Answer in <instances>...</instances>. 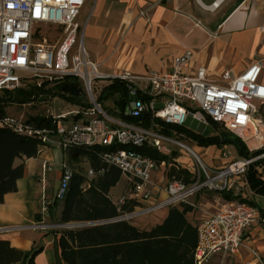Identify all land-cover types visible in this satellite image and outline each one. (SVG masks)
<instances>
[{
    "label": "built area",
    "instance_id": "obj_1",
    "mask_svg": "<svg viewBox=\"0 0 264 264\" xmlns=\"http://www.w3.org/2000/svg\"><path fill=\"white\" fill-rule=\"evenodd\" d=\"M87 0H0V92L25 87L29 83L39 85L65 77H73L83 95L88 96L89 107L81 111L84 120L70 124L62 123L66 118H50L54 129H38L28 122L0 118V127L39 140L42 148H54L63 152L70 149H89L94 146L109 148L98 154L100 167L86 172V182L103 176L110 168L117 169L126 177L127 193L116 203L117 212L129 201L141 209L118 216L115 222L127 221L152 212L189 204L197 194L212 191L228 195L233 200L216 214L196 226V245L193 251L195 264H202L215 254L235 255L243 248V235L252 226H264V214L246 200L245 174L248 167L259 159H230L226 148L218 152V159L227 160L221 168L202 165L198 154L179 139L161 134L156 128H144L123 122L107 115L96 104L92 86L94 81L120 80L127 86L130 100L124 108V115L139 117L148 113L152 119L164 124L183 127L188 116L205 124L216 125V131L229 133L244 143L261 140L258 118L259 107L264 106V85L259 77L264 69L260 59L238 75L230 70L220 73L217 80L211 78L204 67L190 73L184 69L195 57L187 49L173 58L169 72L158 73L148 70L143 75L127 71L115 76L98 72L84 46V29L77 19ZM36 25L63 26L62 39L55 46L36 43ZM83 29L82 34L79 31ZM77 112L75 115H79ZM157 126V125H156ZM215 130V129H214ZM144 146L154 149L169 159L156 161L143 155L137 149ZM177 150L195 160L201 167L190 169L170 158ZM173 167L190 174V182L171 178L165 185L153 181V173L159 168ZM52 166L44 162L43 173ZM62 172L59 185L50 202L62 201L73 171L66 161L61 162ZM50 202L45 201L42 211ZM44 228L43 225L32 226ZM15 228H0V235ZM251 255L259 260L257 253ZM260 261V260H259Z\"/></svg>",
    "mask_w": 264,
    "mask_h": 264
},
{
    "label": "crops",
    "instance_id": "obj_2",
    "mask_svg": "<svg viewBox=\"0 0 264 264\" xmlns=\"http://www.w3.org/2000/svg\"><path fill=\"white\" fill-rule=\"evenodd\" d=\"M89 16L91 21L84 31V46L97 65L98 72L104 75L115 76L124 71L133 75H143L148 70L169 72L173 58L187 49L193 50L195 57L184 72L190 73L198 67H204L214 80L223 71L230 70L238 75L256 61H264V0H92ZM259 82L264 85V69ZM9 109H6L7 115H10ZM81 111L67 112L73 116L71 122L75 121L77 112L80 114L76 120L86 119ZM17 116L23 117L22 114ZM258 118L261 120L259 134L262 139L250 141L253 142L252 147L247 143L250 151L264 150V106L259 107ZM199 148L215 151L216 154L221 149L215 146ZM67 158V152L59 149H39L35 158L24 160V173L17 181V191L5 195L0 203V228H15L10 233L0 235V239L9 241L11 247L27 254L41 250L35 256L34 264H56L60 257L58 240L61 231L51 228L60 223L63 203L50 201L61 179L60 164L67 162ZM230 159L240 158L230 155ZM218 160L220 165L215 168H221L227 162ZM258 160L262 163L257 170L264 181V153ZM44 162L52 166L51 171L43 173ZM178 172L185 174L184 180L190 182L187 171ZM79 174L85 178L86 173ZM152 177L160 186L168 181L158 171ZM92 181L88 183L85 178L81 186L83 192ZM215 194V201L208 200L205 192L191 199L202 197L198 212L192 209L184 215L195 233L201 221L216 214L233 200L230 196L226 200L224 194ZM245 195L247 202L253 203L264 214V198L252 193L248 187L245 188ZM45 201L50 204L42 211ZM170 208L183 210L182 205ZM170 208L140 216L138 223L142 228L130 223L138 230L150 231L162 224ZM37 225H43L44 228L32 227ZM250 250L257 253L260 261L251 255ZM202 264H264V226L255 225L245 231L243 248L238 254H215Z\"/></svg>",
    "mask_w": 264,
    "mask_h": 264
},
{
    "label": "trees",
    "instance_id": "obj_3",
    "mask_svg": "<svg viewBox=\"0 0 264 264\" xmlns=\"http://www.w3.org/2000/svg\"><path fill=\"white\" fill-rule=\"evenodd\" d=\"M76 88H79L78 81L73 77H65L62 80L43 81L39 85L29 83L23 88L2 91L0 92V117L5 116V108L10 105H29L55 97L84 107L85 105L80 101L81 97L71 95V91ZM129 100L130 95L126 84L114 79L109 80L101 89L96 98V104L100 105L107 115L123 122L144 128L153 127L165 136L177 133L202 148L211 146L221 148L230 145L235 148L240 159H253L264 153V150L250 151L240 138L229 133L215 132L211 136H202L187 131L183 127L154 120L148 113L139 117L125 116L123 111ZM107 102L111 104V108L105 106ZM89 106L88 104L87 107ZM76 119L78 115L75 116ZM27 122L39 128H52L50 117H31ZM211 126L216 131V125L211 124ZM39 146L40 142L36 138L0 127V203L3 202L5 195L17 191V181L23 177L24 173V160L35 158ZM117 148V146L75 148L68 150L67 155L69 161L77 162L84 159L89 162L91 168L98 169L100 167L98 154ZM137 151L156 161L169 159L147 146ZM176 156L177 154L173 153L170 158ZM17 161L18 163L15 164ZM261 163V160H257L248 167L245 180L252 193L264 198V181L257 170ZM119 177V171L110 169L102 177L92 181L89 188L83 192L81 186L85 181L84 176L73 173L63 199L60 224L93 223L117 218L119 214L106 196L109 189L116 185ZM224 199L229 200L230 197L224 195ZM248 203L255 206L251 202ZM182 208V211L170 208L162 224L150 231L138 230L129 221L106 223L77 230H61L58 240L60 257L56 264H194L196 233L184 216L191 208L186 205H182ZM123 212L131 213V207L125 205ZM40 251L27 254L11 247L9 241L0 239V264H34V258Z\"/></svg>",
    "mask_w": 264,
    "mask_h": 264
},
{
    "label": "rangeland",
    "instance_id": "obj_4",
    "mask_svg": "<svg viewBox=\"0 0 264 264\" xmlns=\"http://www.w3.org/2000/svg\"><path fill=\"white\" fill-rule=\"evenodd\" d=\"M91 4H92V0H87L86 4L82 8L81 13L77 19V23L80 26H83L87 19H88L87 24L89 23V21H91V16H89ZM63 29H64L63 26L36 25L35 26V31H36L35 41H36V43H39V42L44 43L47 46H55L62 39ZM85 29H86V27H85ZM85 29H84V31H85ZM82 32H83V29H81L79 31V34L81 35ZM107 83H108V81H94L93 86H92V91H93L94 97L97 98L101 89L105 85H107ZM78 84H79V87L82 88V84L81 83H78ZM9 91H12V90H9ZM88 99L89 98H88V96H86V94H84L80 98L81 103H83L85 105L84 107L78 106L72 102H68V101L61 99V98H58V97L47 99V100L41 101V102L36 101L32 104L26 105L25 107H22L24 105H10V106H8V107H10V109H9L10 115H7L6 109L8 107H6L5 108V113H6L5 116L0 117V118H9V119L17 120L20 122H27L28 118L36 117V116L50 117V115H51L53 118L59 119V118H62L63 115H65L66 118L64 120H62V123H66L68 125V124H70V122H71L70 119H72L71 117H73V116L67 112L72 111V110H86L87 105L89 104ZM105 106L111 108V104L109 102L105 103ZM18 114H22L23 117H18L17 116ZM67 121H68V123H67ZM33 126L38 128V129H44V128L37 127L35 124H33ZM183 128L187 131H190V132L202 135V136H211V135H214V133H215V130L211 125H205V124L193 119L191 116H188V118L186 119V121L183 125ZM47 129H54L53 122H52V128H47ZM172 137L175 139H179L186 146L191 148L196 154H198V157L200 158L201 163L203 166H205V168L206 167L215 168V167L220 165L219 164L220 162L218 160V154H216L215 151L209 152L208 150H202L194 142L190 141L188 138L184 137L183 135H180L177 133H173ZM245 144L247 146V143H245ZM248 145L250 147H252L253 142H248ZM226 150L229 152L231 157L238 158V156L235 155L236 151H235V148L233 146L227 145ZM174 153L177 154L176 157H179V158L182 157L181 159H179V161L186 163L187 164L186 166H188L190 169L197 170V168L201 167L199 164L195 165V160L192 157L187 156V154L179 153V152H177V150ZM67 162H68V165L73 172H78V173H82V174H85L88 171L89 166H90L89 162L87 160H84V159H81L80 161H77V162H73V161H69L67 158ZM173 169H174L173 167H171V169H169L168 167H164V169L159 168L158 173L162 174V178L164 180H166V179L170 180L171 178L184 179L185 174L178 172V171H181L182 169H179L177 171L175 169L174 170ZM98 178L99 177H95L92 180L94 181V180H97ZM128 186L129 185L127 183L126 177H124L123 175H120L119 180H118L115 188L109 189V191L107 192L108 199L110 201H112L113 204H115L122 196H124L127 193L126 190H127ZM203 192H205V197H206V195H208V200L211 199L212 201H215L214 198L217 197L215 194L216 192L206 191V189ZM200 198H202V197L199 196L198 198L191 200L189 202V204H181V205H186L187 207L191 208V210L193 209V210H195V212H198V210L200 209V207H199ZM62 203H63V200L58 202V204H62ZM125 205H129L131 207V210H132L131 213L142 208V206L138 207V206H136V204H134L131 201H129ZM117 213L120 216V215L125 214L126 212L123 213V208H122L120 213L119 212H117ZM129 214L130 213H126V215H129ZM138 218L139 217L134 218V219H128L127 221H129L133 224H136V225L138 224L139 227L142 228L141 224L138 223ZM75 223H85V222H71L68 224H75ZM58 225H60V223L53 225L51 229L52 230H58V231L68 230V228H62V227H59ZM77 229H81V228H73L72 230H77ZM193 261H194V259H193Z\"/></svg>",
    "mask_w": 264,
    "mask_h": 264
},
{
    "label": "water",
    "instance_id": "obj_5",
    "mask_svg": "<svg viewBox=\"0 0 264 264\" xmlns=\"http://www.w3.org/2000/svg\"><path fill=\"white\" fill-rule=\"evenodd\" d=\"M71 95L74 97H82L83 96V92L80 88H76L74 90L71 91ZM117 219H112V220H108V221H103V222H98V223H75V224H60L58 225L59 227L62 228H68V229H73V228H85V227H89L92 226L94 224H102V223H112L115 222Z\"/></svg>",
    "mask_w": 264,
    "mask_h": 264
},
{
    "label": "bare ground",
    "instance_id": "obj_6",
    "mask_svg": "<svg viewBox=\"0 0 264 264\" xmlns=\"http://www.w3.org/2000/svg\"><path fill=\"white\" fill-rule=\"evenodd\" d=\"M217 5H218V3L215 4V6H217Z\"/></svg>",
    "mask_w": 264,
    "mask_h": 264
}]
</instances>
